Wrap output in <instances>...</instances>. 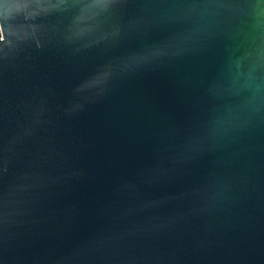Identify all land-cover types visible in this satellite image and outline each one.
I'll return each instance as SVG.
<instances>
[{
  "label": "water",
  "instance_id": "95a60500",
  "mask_svg": "<svg viewBox=\"0 0 264 264\" xmlns=\"http://www.w3.org/2000/svg\"><path fill=\"white\" fill-rule=\"evenodd\" d=\"M0 264H264V0H0Z\"/></svg>",
  "mask_w": 264,
  "mask_h": 264
}]
</instances>
